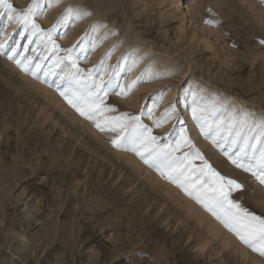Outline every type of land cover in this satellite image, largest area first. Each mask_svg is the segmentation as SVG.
<instances>
[{
  "label": "rangeland",
  "instance_id": "rangeland-1",
  "mask_svg": "<svg viewBox=\"0 0 264 264\" xmlns=\"http://www.w3.org/2000/svg\"><path fill=\"white\" fill-rule=\"evenodd\" d=\"M9 3L24 10L34 0ZM69 8L80 18L64 19ZM34 13L39 30L0 16V264H264L182 188L114 146L117 132L100 131L61 96L75 70L54 64L65 53L43 34L55 26L52 42L111 81L104 105L116 111L106 116H139L160 144L174 145L183 130L194 150L176 155L199 151L244 185L232 199L264 218V185L201 134L190 96L264 117V0H35Z\"/></svg>",
  "mask_w": 264,
  "mask_h": 264
},
{
  "label": "snow or ice",
  "instance_id": "snow-or-ice-1",
  "mask_svg": "<svg viewBox=\"0 0 264 264\" xmlns=\"http://www.w3.org/2000/svg\"><path fill=\"white\" fill-rule=\"evenodd\" d=\"M34 8L35 0L24 10L16 9L9 0H0V9H3L0 11V16L6 15L9 20L25 27L31 25L32 29L39 30V26L33 21ZM81 15L79 10L69 8L64 19L73 17L79 19ZM206 23L213 22L206 21ZM53 31L55 26L48 33L43 34L48 37L57 52L65 53L64 56H57L54 64L67 62L65 67L75 70L68 73L70 84L67 89L60 92L61 96L81 116L93 120L100 131L117 132L116 139L112 140L114 146L133 151L145 164L156 168L161 176L192 196L244 245L264 256V218L249 212L241 207L238 200L232 199V194L242 192L244 185L221 175L199 151L177 156L176 153L184 147L194 150V145L183 130L174 145L160 144V138L151 134V129L140 122L139 116H130L127 113L106 116L105 113L116 111L115 108L104 105V97L108 95L107 87L111 81L106 83L103 74L97 79L91 69L87 71L80 69L73 56V48L61 49L52 42ZM2 48L3 45H0V49ZM16 63L21 64L19 60ZM136 63L137 61H133V66ZM35 67L40 69L41 65L36 64ZM100 67L104 68L103 60ZM25 70L28 69L25 67ZM104 71L107 72V69L105 68ZM32 74L36 75V72ZM137 83L139 78L131 81L126 87L117 84L119 92L116 95L127 96ZM190 96L192 116L197 121L201 134L210 139L236 168L250 173L261 185H264V117L254 118L247 110L230 102L209 100L202 92L192 91ZM174 113L175 107L165 110L166 117ZM160 124L161 121L156 122L157 127ZM193 159L202 161V165L196 167L192 163ZM190 187L195 191H189Z\"/></svg>",
  "mask_w": 264,
  "mask_h": 264
},
{
  "label": "bare ground",
  "instance_id": "bare-ground-1",
  "mask_svg": "<svg viewBox=\"0 0 264 264\" xmlns=\"http://www.w3.org/2000/svg\"><path fill=\"white\" fill-rule=\"evenodd\" d=\"M126 71V73L128 74V73H130L131 71H129V68H127V69H125ZM182 103H183V109H184V112L187 114L188 112V108H187V106H188V101H187V99H183L182 100ZM194 208V207H193ZM214 229H216L215 227H214ZM211 230H213V229H211ZM214 231V230H213ZM215 231H217V230H215ZM217 236V235H216ZM20 238H21V240L24 242L25 240H27V237H26V235L25 234H21V236H20ZM214 264H216V263H214Z\"/></svg>",
  "mask_w": 264,
  "mask_h": 264
}]
</instances>
